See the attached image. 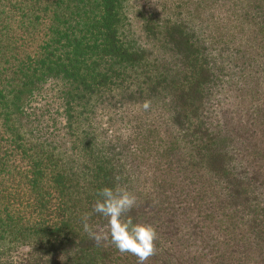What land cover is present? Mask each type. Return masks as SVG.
I'll return each mask as SVG.
<instances>
[{
	"label": "trees",
	"instance_id": "16d2710c",
	"mask_svg": "<svg viewBox=\"0 0 264 264\" xmlns=\"http://www.w3.org/2000/svg\"><path fill=\"white\" fill-rule=\"evenodd\" d=\"M117 186L145 264H264V0H0V264H137Z\"/></svg>",
	"mask_w": 264,
	"mask_h": 264
},
{
	"label": "clouds",
	"instance_id": "9594fccd",
	"mask_svg": "<svg viewBox=\"0 0 264 264\" xmlns=\"http://www.w3.org/2000/svg\"><path fill=\"white\" fill-rule=\"evenodd\" d=\"M150 102L145 101L143 109L148 110ZM137 203L136 196L126 187H104L98 193L93 212L106 218V230L93 231L86 222L84 231L97 245L110 238L111 243L121 253H130L137 257V264H145L155 254L157 230L154 225L134 220L128 215Z\"/></svg>",
	"mask_w": 264,
	"mask_h": 264
}]
</instances>
